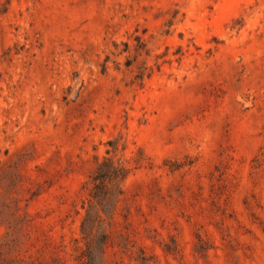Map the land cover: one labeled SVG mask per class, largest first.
Masks as SVG:
<instances>
[{
	"label": "rangeland",
	"instance_id": "rangeland-1",
	"mask_svg": "<svg viewBox=\"0 0 264 264\" xmlns=\"http://www.w3.org/2000/svg\"><path fill=\"white\" fill-rule=\"evenodd\" d=\"M0 264H264V0H0Z\"/></svg>",
	"mask_w": 264,
	"mask_h": 264
}]
</instances>
